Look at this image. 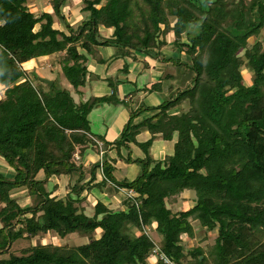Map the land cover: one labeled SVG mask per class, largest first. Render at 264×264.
Instances as JSON below:
<instances>
[{
  "label": "trees",
  "instance_id": "trees-1",
  "mask_svg": "<svg viewBox=\"0 0 264 264\" xmlns=\"http://www.w3.org/2000/svg\"><path fill=\"white\" fill-rule=\"evenodd\" d=\"M27 2L0 0V84L5 87L0 157L17 172L14 181L0 175V254L9 253L20 239L51 233L60 239L79 235L88 243L69 248L30 242L0 264H149L156 247L181 262L186 256L182 236H194L191 220L217 230L211 264H264V51L257 43L247 54L251 85L245 84V62L239 56L264 29V0H84L81 17L73 23L63 14L69 0H52L54 13L40 16ZM137 11L143 26L136 23ZM54 16L66 30L54 28ZM100 27L113 29L112 37L100 38ZM170 33L187 63L180 55L166 60L177 67V77L167 72L148 90L161 94V105L125 103L130 118L112 143L94 134L90 121L108 97L77 103L56 81L46 93L34 87L23 67L61 54L65 78L81 92L89 60L106 62L100 48H115L116 58H132V51L151 54L167 45ZM110 97L117 103L114 93ZM185 102L187 111L182 110ZM145 113L153 114L136 122ZM143 131L152 135L139 144L146 158L127 159L141 164V173L131 182H118L115 167L103 157L111 147L129 149ZM156 135L175 144L172 155L154 162L149 149ZM88 150L102 156V163L93 166L102 171V180L96 183L94 175L85 181L81 172L66 196L57 197L58 186L49 188V178L81 171L75 155L82 158ZM108 182L137 198H128L123 211L100 201L88 211L83 193ZM20 187L40 200L21 207L11 197ZM187 190L196 193L195 206L173 211ZM150 226L159 241L148 232ZM190 255L192 264H210L202 249Z\"/></svg>",
  "mask_w": 264,
  "mask_h": 264
},
{
  "label": "crops",
  "instance_id": "crops-1",
  "mask_svg": "<svg viewBox=\"0 0 264 264\" xmlns=\"http://www.w3.org/2000/svg\"><path fill=\"white\" fill-rule=\"evenodd\" d=\"M99 34L102 39H110L113 35V29L100 27ZM116 53L117 51L115 48L102 47L100 48V54L106 60L105 64H101L96 59L91 58L89 60L87 85L80 89L81 92L79 93V96H82V98L80 97L78 102L75 100L77 103L81 101L87 102L95 98H102L110 95L108 93L110 92L109 89L111 90V85L113 83V72L111 71L112 64L110 63L114 59L118 62H123V65L117 67L116 71H118V75L114 77L117 82V89L111 90V95L114 93V96L118 100L117 103L115 106L109 104L105 105L106 103L100 104L90 115L92 132L104 137L111 143L120 137L125 125L129 121L130 113L128 105H133L132 107L135 108H138L140 105H146L148 107H157L161 105L164 100L161 94L149 93L148 90L153 83L160 81V79L162 80L167 72L172 73V70L169 68H174L175 71L172 74L175 75V78L177 77L176 75L178 72L173 61L166 62L167 59L163 60L161 55L154 56L152 55V52L151 54H147L132 51V58H116ZM126 102L128 105L125 104ZM152 114L153 113H145L138 118L136 122L143 118H148ZM151 138L152 135L148 131H143L137 136V143H131L129 149L122 147L120 151H117L116 148L111 147L106 151L103 159L107 160L115 167L113 175L118 182H131L137 178L138 174L136 169H132L133 164L136 162L129 163L127 159L131 158L132 161L145 159L146 154L139 144H144ZM174 144V141H166L161 135H156L149 149V154L153 161H162L167 156L172 155L174 153ZM77 157H79V159H77ZM75 160V164L81 167V171H74L70 175V180L69 177L63 178V175L49 178L50 188H52L54 184L58 186L54 194L59 198L65 197L68 193V185L70 181H72V183L78 182L81 172L85 176V181H89L94 175L96 176V183L100 182L103 178L101 171L99 169L94 171L93 168L95 164L102 160L100 153L88 150L84 156L80 158L79 153L77 152ZM153 165L154 164H152V166ZM2 168L4 169L5 175L10 174V167L4 166ZM127 177H131V179L128 180ZM129 193L130 190L125 188L117 190L110 182H108L107 186L101 190L93 188L89 192L85 191L83 193V197L85 198L83 206L87 207L88 204V207L91 206L90 210L93 211L95 205L100 201L111 210L123 211L126 210L124 203L130 198ZM26 201L27 204H29V201ZM190 202L191 201H187L184 204H190ZM154 239H158L157 241H159V235L155 236ZM149 259H152L153 263L156 264L157 260L155 258Z\"/></svg>",
  "mask_w": 264,
  "mask_h": 264
},
{
  "label": "rangeland",
  "instance_id": "rangeland-1",
  "mask_svg": "<svg viewBox=\"0 0 264 264\" xmlns=\"http://www.w3.org/2000/svg\"><path fill=\"white\" fill-rule=\"evenodd\" d=\"M141 8H145L148 9L147 5H144L143 3H140ZM27 7L29 8V10L34 13L36 16H40L42 13L47 12V13H54L53 7H52V0H28L27 2ZM85 7V3L84 0H69V2L63 7V14L64 16L68 19V21L70 23L75 22L76 20L80 19L81 17V10ZM136 23L139 26H143L142 23V17L140 15H138V11L136 12ZM171 23H174L175 18L174 17H169ZM54 28L56 29H64L66 30V26L63 20L59 19L58 17L54 16ZM39 27H36V31L38 30ZM183 41H186V37L184 36ZM261 44V48L262 51H264V29L261 31L260 35L255 37H251L248 40V50H244L240 53V57L241 59H243V61L245 62V64L242 67V75L245 81L246 85H251L252 84V73L251 70L248 68L247 66V54L249 53V50H251L256 44ZM182 50L175 46V36L173 33H170L168 35V42L167 45L161 50V51H157V50H152V55L156 56V55H161L162 59H168V58H177L178 55H180V59L182 58V61L184 63H187V56L186 53H184L182 55ZM165 57V58H164ZM62 59L61 54H53L51 56H47L41 59H37V60H32L29 63L25 64L23 67L27 72L28 78L30 79V81L32 82V84L34 85V87H36V89L38 90H42L44 92H49L50 87H52L56 81V87L60 88H65L67 90L70 91L72 97L74 98V100H76L77 102L79 101V98L82 96H79V93L77 90H75L73 88L72 85L69 84V82L67 81V79L65 78L63 71H62V65L60 60ZM159 59V58H157ZM110 64H112L111 66V71L113 72V83L111 85V90H116L117 89V82L115 80L114 77H116L118 75V71H116L117 67L120 65H123L122 61H117L116 59H114ZM172 70V73L175 71L174 68H169ZM115 71V72H114ZM36 76L39 77V79H36ZM42 79H47V80H51L53 81V85L49 86L47 84H45ZM57 88V89H58ZM111 90L109 89V93L110 95H108V100L106 102L105 105H111V106H115L116 102L110 101L111 97ZM83 94V93H82ZM5 98V87L3 85L0 84V100ZM188 102H185L182 106V110L183 111H187L189 109L188 106ZM160 156V155H159ZM134 158V156H133ZM0 175H3L5 177V179L10 180V181H14L15 180V176H16V171L15 169H12L8 163L0 157ZM78 162V161H77ZM101 162V161H100ZM8 166L10 167V174L9 175H5L4 173V169L2 167L4 166ZM6 168V167H5ZM132 169H136L137 174L139 175L141 173V164L139 163H135L133 164ZM102 173V171H101ZM137 175V176H138ZM63 178H67L69 177L70 180V175H66L64 174L62 176ZM128 180L131 179V177H127ZM70 183V182H69ZM50 188V187H49ZM15 195V196H14ZM11 197L13 199L17 198V203L19 205H21V207H28L29 205H32L33 200L35 201L38 197L37 196H30L28 189L26 187H20L18 189H14L11 192ZM196 193L193 191H185L184 194L181 196L180 198V202H178L177 204L173 205V211L177 212V211H187L189 209H191L193 206H195V200H196ZM135 198H137V196H135ZM39 199V198H38ZM37 199V200H38ZM28 200L29 204H27ZM40 200V199H39ZM115 201V200H113ZM187 201H191L190 204H184ZM26 204V205H25ZM2 205H4L3 203H0V210L2 208ZM90 206V205H89ZM85 207V206H84ZM91 207V206H90ZM90 207L87 210L91 211ZM191 223L194 227V236L189 237L187 235L182 236V245L184 246L185 249V258H183V260H181L182 264H192L195 260L194 258L190 255V252L193 249H202L204 256L207 257L208 263L211 264V251L213 249V246L216 244V238L218 236L217 230H213V231H209L205 228H203L199 222H195L191 220ZM148 232L151 233L153 235V237L155 238V236H158L155 233L154 227L150 226V228L148 229ZM57 235L55 233H51L50 235L45 234V235H40L39 237H37L35 240L33 241H29V240H23L20 239L18 241H16L13 246L12 249L9 251V253L6 254H0V260L1 259H8L10 254L13 252H16L18 248L20 247H24V246H28L29 243L31 242L32 245L34 244H55V245H59V246H67L69 248H73L76 246H81L83 244L88 243L87 238L81 237L79 235H72L70 237H68L67 239H60L59 237H56ZM97 236H100V232H98ZM132 236V235H131ZM158 240V239H157ZM202 258V257H201ZM148 263L149 264H155L153 263L152 259H148Z\"/></svg>",
  "mask_w": 264,
  "mask_h": 264
},
{
  "label": "built area",
  "instance_id": "built-area-1",
  "mask_svg": "<svg viewBox=\"0 0 264 264\" xmlns=\"http://www.w3.org/2000/svg\"><path fill=\"white\" fill-rule=\"evenodd\" d=\"M101 154H103V153L101 152ZM77 159H79V157H77ZM129 194H130V197H132V198H135V196H137V194H134L133 192H130ZM150 258H155L157 261L161 260V261H163L164 264H182V262H176V261H173L170 258H168L157 247L155 249H153Z\"/></svg>",
  "mask_w": 264,
  "mask_h": 264
},
{
  "label": "water",
  "instance_id": "water-1",
  "mask_svg": "<svg viewBox=\"0 0 264 264\" xmlns=\"http://www.w3.org/2000/svg\"><path fill=\"white\" fill-rule=\"evenodd\" d=\"M42 81H43L45 84L49 85V86H52V85H53V81H51V80L42 79Z\"/></svg>",
  "mask_w": 264,
  "mask_h": 264
}]
</instances>
